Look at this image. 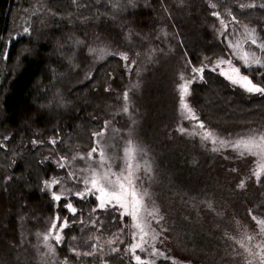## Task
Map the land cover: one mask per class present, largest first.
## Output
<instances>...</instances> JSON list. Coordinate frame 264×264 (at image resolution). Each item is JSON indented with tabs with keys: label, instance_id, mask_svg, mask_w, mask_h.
I'll use <instances>...</instances> for the list:
<instances>
[{
	"label": "trees",
	"instance_id": "trees-1",
	"mask_svg": "<svg viewBox=\"0 0 264 264\" xmlns=\"http://www.w3.org/2000/svg\"><path fill=\"white\" fill-rule=\"evenodd\" d=\"M209 1L223 16L250 28L259 43L253 44L255 50L264 54L259 47L264 44V0ZM213 10L207 0H0V38L30 12L34 23L31 34L13 41L7 58L0 60V137L9 134V141L0 145V164L7 166L0 165V264H54L43 235L55 215L68 220L97 217L94 225L65 229V240L55 248L59 257L125 261L105 242L118 224L113 210L96 208L94 196L56 202L42 191L44 180L65 172L44 162L43 154L71 157L79 149H90L94 134L110 118V124L119 123L120 128L115 150L121 153L130 137L137 146L138 160L144 162L139 183L164 219L173 255L193 264L240 263L239 244L230 233L249 221L250 211L264 213V180L256 183L250 156L233 149L214 151L177 128L181 120L177 85L182 75L233 52L229 38L236 35L219 32ZM162 28L167 30L164 39L155 38ZM98 36L129 48L152 46L154 57L140 73L136 67L128 72L122 57L110 56L88 77H82L81 69L64 75L76 66L74 60H66L67 51L76 52L73 42ZM78 52L86 56L84 49ZM238 63L242 73L264 85L263 65ZM125 91L128 111L114 116ZM54 99L58 106L51 108ZM189 100L200 119L222 134L264 121V95L246 94L212 68H205L202 80L192 83ZM51 137L60 140L52 144ZM38 139L42 143L34 145ZM48 162L52 166L47 167ZM69 201L78 208L75 214L66 208ZM157 264L176 262L160 259Z\"/></svg>",
	"mask_w": 264,
	"mask_h": 264
},
{
	"label": "rangeland",
	"instance_id": "rangeland-1",
	"mask_svg": "<svg viewBox=\"0 0 264 264\" xmlns=\"http://www.w3.org/2000/svg\"><path fill=\"white\" fill-rule=\"evenodd\" d=\"M209 4L212 5L214 8L213 13H217V18L219 19V32L222 33L225 30L235 33L236 38L233 40H230L229 43L232 47L233 52H231L229 57H222L215 61H213L212 64H209L207 66L200 65L196 66L194 68H212L216 72L220 73L225 79H227L232 85L240 87L239 85L233 84L231 80L228 79V76L234 75L232 72V68H239L240 75L248 76L250 80L251 77L249 75H246L242 73L240 69V65L238 61L241 64H245L244 61L241 59V56L245 52L249 54V58L251 59L253 56L255 58H258L261 61V64L257 65H263L264 66V54L261 53L259 49L254 48V45L251 43V39L254 38V33L252 30L248 27H246L244 24H242L240 21L235 19L234 17H225L223 16L219 10H217V5L215 3H212L211 1L207 0ZM115 3H112L111 5H114ZM34 12V10H32ZM33 12H30V16L23 17V20L19 22V26L10 28L11 31L8 35L7 32H4V35L0 38L1 45H0V60H5L7 58L8 51L11 47V44L13 41H16L19 37L28 36L31 34V32L34 29V23L32 19ZM223 21V23H221ZM230 22V23H229ZM21 26V27H20ZM227 26V27H225ZM241 26V28H240ZM167 33L166 28H162L158 31L155 38H159L160 40H163L165 35ZM164 34V35H163ZM163 35V38H162ZM69 40V39H68ZM88 41V42H87ZM86 39L85 38H79V40H75L73 42V46H75V53H71L67 51L68 58L66 57V60H68V63H72V59L75 61V65L72 69H68L65 71L64 75H71L76 74L79 69L82 77H88L92 73V70L95 66L109 58L110 56H119L122 57L121 54H127L128 60H124V66L126 67L127 71L130 72L134 67L137 68L138 72L140 73L145 69L147 64L153 59L154 57V49L152 46L146 47L145 49L141 48H129L128 45L122 46L119 43H116L113 40L104 39L101 36L94 37L93 39ZM127 42H130V39L127 37ZM256 41H258L256 39ZM68 44V41H67ZM256 44H259L258 42ZM238 45V47H236ZM249 45V46H248ZM85 50V57H81L78 55V50ZM103 50L107 54H101V51ZM80 59V60H78ZM230 61L231 64L227 63H219V61ZM73 61V62H74ZM77 62V64H76ZM84 63H89L90 65L85 68ZM130 62V63H129ZM256 64V63H251ZM246 65V64H245ZM78 70V71H77ZM204 72V71H203ZM182 75V74H181ZM203 78V73L194 72L193 69L191 70L190 74L185 76L182 75L181 80L179 84L177 85L178 91H179V104H178V110L181 115V120L178 125V130L181 131V129H184L187 134L191 136L199 137L202 141L209 144V146L213 149L217 150H226V149H233L231 146H223L219 142L216 144H212L210 141L204 140L203 136L205 131H212L215 136L219 138V140L224 141H235L241 137H248L249 135H260L264 134V122L256 124H250L248 126H244L243 128L238 127L236 129L230 130V132L226 134L220 133L218 130L211 128L208 126L203 120L200 119V116L196 109L192 106L189 100V95L191 92V85L195 81H200ZM186 81L189 83V95L184 97L185 102L193 109L195 115L198 117V119H188L186 114L182 115V109H181V95H180V86L184 84ZM253 83L259 85L260 87H264L262 84H258L255 81L252 80ZM241 88V87H240ZM243 89V88H242ZM244 90V89H243ZM128 93V91H125L124 93ZM246 94H257V93H249L244 90ZM124 93H122V96L124 97ZM120 96V94H119ZM53 99V98H52ZM123 99V104L115 110L114 116H116L118 113L125 112L124 108H128V99ZM52 107L55 108L58 106V102L54 99L52 100ZM55 105V107H53ZM64 106V102H63ZM110 116H104V118H107ZM112 118L105 119V127L100 131L104 133L103 136L95 135L94 139V145L87 150L79 149L76 151L71 157H65L62 156L59 153H44L42 156V159L44 162L50 161L53 162L55 165H57L59 168L65 169V172L61 173L57 176H51L50 178L44 180L42 185V191L49 193L52 197L55 193L56 195L61 196L62 198H69L71 196H76L80 198L77 193L80 192H86V190L90 187V185H86L83 181L86 179H89L92 175V169L99 170H108L110 168L111 172L120 174L123 172L127 167V157L125 156V149L129 147V141L132 142V144L137 148L135 142L131 139L126 141L124 144H122V151L121 153L115 150V143L114 140L116 139V136L119 134V129L116 125V123L110 124ZM203 123L205 127L201 129L199 127V124ZM248 127V128H247ZM3 136V137H2ZM9 138V134L3 133L0 137V145H5L6 141ZM59 137H51L48 138V141L52 144H56L59 141ZM4 141V142H3ZM34 145L41 144V140H34ZM93 148L103 149L107 156V162L104 165L103 169H100L99 166V155L97 153H93V158L89 159L88 154L91 152ZM234 150V149H233ZM239 154L238 151L234 150ZM138 154V151H137ZM243 156H250L252 161V167L254 168V173L258 171V157H254L252 155H243ZM83 157V159H81ZM134 163L139 164V170L135 173L138 179L136 180L137 186L140 191H144L143 187L139 183V171L142 170V164L144 162H141L138 160V155H136V161ZM63 165V167H61ZM254 178L256 180V183L261 185L262 180H264V173H261V176L259 180L254 175ZM59 181L57 184H52V181ZM96 195H99L98 193L93 194H86L84 198H88L90 196H94L96 198ZM55 200V199H54ZM97 200V199H96ZM58 202L57 200H55ZM73 207L78 210V208L69 201ZM68 202V203H69ZM145 204L147 206V209L149 211L155 209L158 210V208L153 205L148 197L145 198ZM261 204H264V195L263 199L261 200ZM99 201L97 200V206L96 208H100ZM100 209H111L114 211L117 217L118 224L115 228L114 235L107 238L105 242L109 243V245L113 246L114 251L113 253L121 252V257L124 262L116 263V264H137V261L135 260V256L130 251V248L133 244L139 242L138 238H133V232L135 231L131 227V220L130 217L127 215L121 216V212L123 211L118 206L113 207L112 205H109L106 203L104 208ZM71 212V211H70ZM72 213V212H71ZM251 217L249 221H242L243 223L241 225L236 226L237 228L235 230H232L230 233V236L235 240V242L239 244V247L237 249V253L240 256V263L239 264H261V257L264 256V233H261L260 228L256 222V220L253 219V216L257 217L258 219H264V213L260 212L258 209L250 211ZM98 215V214H97ZM57 217H59V220L57 221ZM97 217H94V219H79V220H68L66 218L62 219L60 216L55 215L54 219L51 223V226L53 223L56 224L57 231H53L51 236L47 241L44 240V236L46 234H49L50 228L48 232H46L43 235V243L46 247L47 252L50 254L51 260L54 264H114L109 260V258L101 259L98 262H87L86 260L82 259L80 250H77V248H72L71 251L73 253H78V256L80 258L76 260H70L66 257H59L56 252L55 248L56 245L62 244L65 240V229L66 228H72V226L76 225L78 227H82L81 229L94 225L96 222ZM64 220H67V227H63L62 231H58L61 228V224ZM146 221L150 226V233L148 237H145V239L148 241V243L144 244L145 251H140L139 249L136 250L135 255H139L142 260L149 262H154V264H157L160 259H168L173 262H176V264H193L188 261L180 260V258L174 256L173 249L170 248L169 244L171 243V239L169 238L167 234V229L165 226V222L163 217L161 218V215L158 210V216L156 218H153L151 216H146ZM154 232L156 234V239H151V233ZM59 234L61 236L60 242H57L54 238L55 235ZM98 237H101L100 234H98ZM248 237H252L251 240L248 239ZM237 244V245H238ZM49 246H52L54 248V251L49 250ZM158 250L157 255H153V251ZM235 250V249H234ZM91 255L90 253H87V256Z\"/></svg>",
	"mask_w": 264,
	"mask_h": 264
},
{
	"label": "snow or ice",
	"instance_id": "snow-or-ice-1",
	"mask_svg": "<svg viewBox=\"0 0 264 264\" xmlns=\"http://www.w3.org/2000/svg\"><path fill=\"white\" fill-rule=\"evenodd\" d=\"M264 7V6H262ZM213 15H218L217 13H213ZM223 23V21H221ZM227 27V26H225ZM252 44H256V39H251ZM238 47V45H236ZM259 47L261 49H264V44H260ZM101 54H107L103 50H100ZM122 59L128 60L127 54H121ZM241 59L244 61V63L248 66H251V63L261 64V61L258 58H255L254 56L250 59L249 54L245 52L243 56H241ZM219 63H227L231 64L230 61H224L221 60ZM194 72L203 73L204 68H193ZM232 72L234 75L228 76V79L231 80L233 84L239 85L241 88H243L245 91L249 93H259L264 95V87H260L259 85L252 82V80L249 79L248 76L240 75L239 68H232ZM189 83L186 81L184 84L180 86V95H181V109H182V115L186 114L188 119H198V117L195 115L193 109L185 102L184 97L189 95ZM124 99H128V93H124ZM124 111L127 112L128 108L125 107ZM199 127L203 129L205 125L203 123L199 124ZM181 131H185L184 129H181ZM94 135L103 136V131L100 133H95ZM204 140L210 141L212 144H216L219 142L223 146H231L234 150L238 151L240 155H252L254 157H258V171L254 173V175L259 180L261 173H264V134L260 135H249L248 137H241L235 141H224L219 140L217 136L212 131H205ZM214 151L217 149H213ZM137 148L132 144L131 141H129V147L125 149V156L127 157V167L126 169L121 172L120 174L111 172L110 168L108 170H97L92 169V175L89 179L84 180L83 182L86 185H90V187L86 190V192H80L77 193L81 199L84 198V196L88 193L90 194H99L96 195V199L99 201V207L104 208L106 203L109 205H112L113 207H119L123 211L121 212V216L127 215L130 217L131 220V227L135 231L133 232V238H138L139 242L133 244L130 248V251L135 256V260L137 261V264H149V262H146L141 259L139 255H135V252L137 249L140 251H145L144 244L148 243V241L145 239V237L149 236L150 233V226L146 221V216H151L153 218H156L158 216V210H151L149 211L147 209V206L145 204V198L148 195L146 191H140L136 180L138 177L136 176V172L139 170V164L134 163L136 161V155H137ZM99 155L100 161L99 166L100 169L104 168L105 163L107 162V156L103 149H97L93 148L91 152L88 154V158H93V153H97ZM83 159V157H81ZM63 167V165H61ZM59 181H52V184H57ZM243 187V184L240 185ZM53 198L57 201L61 199V196L53 194ZM66 208L71 211L73 214L76 213V209L73 207V205L69 202L66 204ZM162 218V217H161ZM253 219L256 220L261 233H264V219H258L257 217L253 216ZM59 220V217H57V221ZM67 220H64L61 224V228L58 231H62L63 227H67ZM53 231H57L56 224L53 223L49 234H46L44 236V240L47 241L49 237L51 236ZM54 238L57 242H60L61 236L59 234L55 235ZM156 234L154 232L151 233V239L155 240ZM249 240L252 239V237H248ZM50 251H54V248L52 246H49ZM154 256L159 254L158 250L153 251L152 253ZM151 264H154V262H151ZM261 264H264V256L261 257Z\"/></svg>",
	"mask_w": 264,
	"mask_h": 264
},
{
	"label": "bare ground",
	"instance_id": "bare-ground-1",
	"mask_svg": "<svg viewBox=\"0 0 264 264\" xmlns=\"http://www.w3.org/2000/svg\"><path fill=\"white\" fill-rule=\"evenodd\" d=\"M80 1H81V0H80ZM212 1H213V0H212ZM216 2H217V1H216ZM223 3H224V2H223ZM225 3H227V0L225 1ZM58 5H59V4H58ZM61 5H63V4L61 3ZM218 5H220V2H219ZM245 5H246V4H245ZM56 6H57V5H56ZM66 6H67V5H66ZM222 6H223V5H222ZM53 7L55 8V5H54ZM53 7H52V8H53ZM52 8H51V11L54 10V8H53V9H52ZM57 8H58V7H57ZM61 8H63V6H61ZM66 8H67V7H66ZM223 8H224V7H223ZM58 11H59V10H58ZM58 11L55 10L54 12L57 13V15H58V14H60ZM133 11H134V10H133ZM54 12H53V13H54ZM62 12H63V11H62ZM55 13H54V15H55ZM130 13H132V12H130ZM20 15H21V14H20ZM130 16H131V15H130ZM72 17H73V16H72ZM57 18H59V17H57ZM75 19H76V18H75ZM58 20H59V19H58ZM54 21H55V20H54ZM196 22H197V20H196ZM229 23H230V22H229ZM44 27H45V26H44ZM59 27H61V25H60ZM53 29H54V28H53ZM66 29H67V28H66ZM98 30H100V29H98ZM56 31H58V30H56ZM59 31H60V30H59ZM225 31H226V30H225ZM49 33H50V32H49ZM60 33H62V32H60ZM223 33H224V32H223ZM53 34H54V33H53ZM3 35H4V34H3ZM3 35H2V36H3ZM119 35H120V34H119ZM117 36H118V35H117ZM56 37H57V36H56ZM44 41H45V40H44ZM44 43H45V42H44ZM46 44H47V43H46ZM22 50H24V49H22ZM22 50H21V52H23ZM25 50L28 51L29 49H25ZM31 51H32V49H31ZM23 53H24V52H23ZM28 53H30V52H28ZM21 54H22V53H21ZM42 54H43V53H42ZM23 55H24V54H23ZM14 56H15V55H14ZM20 56H21V55H20ZM15 57H16V56H15ZM21 57H23V56H21ZM19 58H20V57H17V59H19ZM56 59H57V58H56ZM21 61H22V59H21ZM20 63H21V62H20ZM82 63H84V62H82ZM129 63H130V62H129ZM13 65H14V64H13ZM13 65H12V66H13ZM19 65H20V64H19ZM12 66H11V69L16 68V67L12 68ZM99 66H100V65H99ZM99 66H98V67H99ZM18 67H19V66H18ZM15 70H16V69H15ZM15 70H14V71H15ZM77 71H78V70H77ZM9 72H12V71L9 70ZM9 72H8V73H9ZM13 73H14V72H13ZM13 73H10V74H11V77L13 76V75H12ZM77 73H79V72H77ZM152 85H153V83H152ZM157 85H158V84H157ZM80 86H81V85H80ZM152 87H153V86H152ZM165 87H166V86H165ZM167 87H168V86H167ZM76 88H77V87H76ZM149 88H150V87H149ZM158 88H159V86H158ZM161 89H162V88H161ZM165 89H166V88H165ZM70 90H71V89H70ZM155 91H157V90H155ZM151 92H152V91H151ZM162 92H163V91H162ZM169 93H170V90H169ZM163 94H164V93H163ZM159 95H160V94H159ZM69 96H70V95H69ZM155 96H156V95H155ZM155 96H154V97H155ZM70 97H71V96H70ZM159 97H162V96L160 95ZM162 98H163V97H162ZM162 98H161V99H162ZM165 98H168V97H165ZM158 101H159V100H158ZM165 101H166V99H165ZM112 102H114V101H112ZM160 102H162V101H160ZM119 104H120V103H119ZM119 106H120V105H119ZM1 109H2V108H1ZM1 109H0V111H1ZM93 109H94V108H93ZM82 111H83V110H82ZM0 113H1V112H0ZM2 113H3V112H2ZM91 113H92V112H91ZM93 113H94V111H93ZM0 115H1V114H0ZM90 115H91V114H90ZM117 118H118V117H117ZM160 119H161V118H160ZM169 121H170V120H169ZM263 122H264V121H263ZM149 123H150V122H149ZM158 123H159V122H158ZM257 123H258V122H257ZM101 124H102V123H101ZM117 124H119V123H116V125H117ZM255 124H256V123H255ZM81 125H82V123H81ZM153 125H154V124H153ZM252 125H253V124H252ZM256 125H257V124H256ZM158 126H159V125H158ZM117 127H118V125H117ZM121 127H122V126H121ZM123 127H124V125H123ZM243 127H244V126H241V128H243ZM247 128H248V127H247ZM2 137H3V136H2ZM7 141H9V140H7ZM3 142H4V141H3ZM7 143H8V142H7ZM9 143H10V142H9ZM9 145H10V144H9ZM37 145H38V144H37ZM47 145H50V144H47ZM39 146H40V145H39ZM39 146H38V147H39ZM44 146H45V145H44ZM51 146H52V145H51ZM46 148H48L47 150H49V149H50V146H46ZM53 148H54V147H53ZM53 148H52V149H53ZM57 148L59 149V147H57ZM33 149H34V148H33ZM72 150H73V149H72ZM157 152H158V151H157ZM38 153H39V152H38ZM52 153H53V152H52ZM20 156H21V155H20ZM33 156L36 157L35 155H33ZM33 156H32V157H33ZM34 157H33L32 159H33L34 161H37V160H36L37 158L34 159ZM17 158H18V157H17ZM14 159H15V157H14ZM11 161H12V160H11ZM16 161H17V160H16ZM18 161H19V160H18ZM46 161H47V160H46ZM3 162H4V161H3ZM3 162L1 163L2 166H4V165H3ZM12 162H13V161H12ZM39 163H40V162H39ZM48 163H49V162H48ZM48 163H47V164H48ZM1 164H0V165H1ZM4 164H5V162H4ZM47 164H46V165H47ZM49 165H51V164L49 163L47 167H49ZM51 166H52V165H51ZM51 166H50V168H52ZM4 167H7V166L5 165ZM44 167H45V166H44ZM53 169L55 170L54 167H53ZM54 170H53V171H54ZM8 171H9V170H8ZM48 171L50 172V169H49ZM8 174H11V173H8ZM55 174H56V173H55ZM181 176H182V175H181ZM177 178H178V177H177ZM184 178H185V177H184ZM185 180H186V179H185ZM182 181H184V180L182 179ZM181 184H182V183H181ZM41 194H43V193H41Z\"/></svg>",
	"mask_w": 264,
	"mask_h": 264
}]
</instances>
